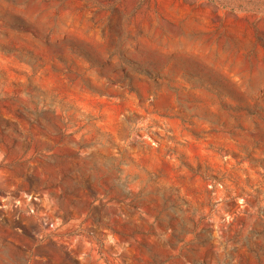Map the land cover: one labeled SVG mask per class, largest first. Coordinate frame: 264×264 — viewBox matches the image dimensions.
I'll return each instance as SVG.
<instances>
[{
	"label": "rangeland",
	"instance_id": "1",
	"mask_svg": "<svg viewBox=\"0 0 264 264\" xmlns=\"http://www.w3.org/2000/svg\"><path fill=\"white\" fill-rule=\"evenodd\" d=\"M0 264H264V0H0Z\"/></svg>",
	"mask_w": 264,
	"mask_h": 264
}]
</instances>
